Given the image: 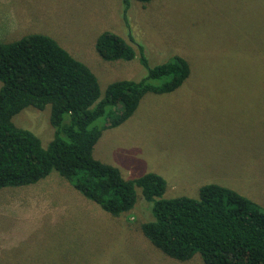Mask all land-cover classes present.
<instances>
[{
    "label": "rangeland",
    "instance_id": "rangeland-1",
    "mask_svg": "<svg viewBox=\"0 0 264 264\" xmlns=\"http://www.w3.org/2000/svg\"><path fill=\"white\" fill-rule=\"evenodd\" d=\"M127 17L122 0H0V41L52 36L91 68L102 93L147 72L139 53L102 58L105 30L140 43L151 65L182 55L191 68L184 83L147 92L128 119L103 130L93 155L125 178L162 175L165 197H198L214 182L264 209V0H131ZM13 121L45 146L54 136L50 105L27 106ZM136 190L135 206L113 215L56 170L0 189V264H203L199 253L174 259L144 235L152 207Z\"/></svg>",
    "mask_w": 264,
    "mask_h": 264
},
{
    "label": "trees",
    "instance_id": "trees-1",
    "mask_svg": "<svg viewBox=\"0 0 264 264\" xmlns=\"http://www.w3.org/2000/svg\"><path fill=\"white\" fill-rule=\"evenodd\" d=\"M130 3L122 0L126 23ZM132 41L109 30L98 36L102 58L130 60L139 53L147 69L141 79L110 82L103 93L91 68L52 36L35 32L0 41V189L35 183L56 170L87 198L119 215L135 206L140 187L152 207L142 231L168 256L186 261L199 253L203 264H264V209L254 200L214 182L204 184L198 197H165L162 175L125 178L117 166L93 155L103 130L128 119L147 92H171L190 75L182 55L151 65L143 46ZM47 105L54 136L45 146L13 117L27 106Z\"/></svg>",
    "mask_w": 264,
    "mask_h": 264
}]
</instances>
